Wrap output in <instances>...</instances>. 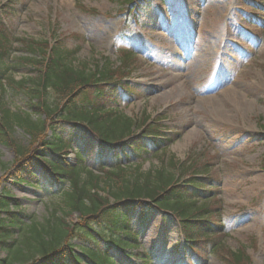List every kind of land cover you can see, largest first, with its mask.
I'll use <instances>...</instances> for the list:
<instances>
[{"label": "rangeland", "instance_id": "1", "mask_svg": "<svg viewBox=\"0 0 264 264\" xmlns=\"http://www.w3.org/2000/svg\"><path fill=\"white\" fill-rule=\"evenodd\" d=\"M128 1L132 3L0 0L1 22L12 42L11 59L32 55L27 41L52 44L55 38L76 51L70 57L74 65L87 63L94 70L109 59L122 83L113 91L115 102L110 108L121 114L122 122L126 115L132 119L126 135L149 129L144 151L133 154L126 143L124 152H119L118 164L130 176L176 168L186 177L200 178L202 197L211 198L208 211L215 228L209 240L201 239L188 249L182 244L179 221L153 210L138 231V245L124 251L112 249L111 255L118 264H143L144 253L150 264H232L229 254L243 250L249 259L245 264H264V0ZM215 19L218 24L212 22ZM202 27L213 36L211 45L203 49L198 42ZM128 52L131 62L122 63ZM192 61L205 68L197 77L191 74ZM33 75L29 65L13 72L17 81ZM207 80L215 84V90L205 89ZM224 91L232 95L223 122L217 123L222 115L210 97ZM1 95L12 113L31 112L24 92L7 86L5 93L0 89ZM46 99L54 106L52 91ZM31 113L35 120L46 118ZM72 130L75 137L65 164L76 165L77 154L83 152L85 169L102 177L117 170L111 151L99 164L96 136L82 125ZM105 131L108 136L119 132L116 127ZM43 137L52 140L53 129H47ZM13 138L24 150L38 147L19 127L14 128ZM37 149V154L44 153ZM16 157L13 147L0 144V194L8 192L19 200L27 223L45 224L62 217L63 191L73 188L71 182L62 184L63 191L52 192L45 184L17 181L10 175ZM20 170L38 174L36 168ZM83 176L86 180L89 174ZM100 186L105 189L101 194H106L107 182ZM66 219L78 222L79 214ZM72 243L80 253V242ZM214 244H220L215 252ZM126 252L132 254L128 259Z\"/></svg>", "mask_w": 264, "mask_h": 264}, {"label": "trees", "instance_id": "2", "mask_svg": "<svg viewBox=\"0 0 264 264\" xmlns=\"http://www.w3.org/2000/svg\"><path fill=\"white\" fill-rule=\"evenodd\" d=\"M124 2L125 5L132 3ZM27 43L32 55L11 59L12 42L0 18V89L5 93V88L10 86L16 92H24L30 99L31 112L46 118L35 120L31 112L24 116L12 113L1 95L0 144L13 147L17 153L10 172L17 181L45 184L49 186L48 191L59 192L69 180L73 188L63 191L62 217L53 216L54 222L47 220L45 224L33 220L27 223L19 200L8 192L0 194V253H6L5 257L0 256V264H118L111 250L124 251L126 247L137 246L138 231L153 210L179 221L188 246L196 247L200 238L209 240L215 224L208 211L211 198L202 197L204 185L200 178H188L185 172L178 174L173 161L170 167L174 170L164 168L155 173H137L134 177L118 164L119 152H124L126 143L133 154L144 151L149 129L145 128L141 134L129 133L125 139L131 119L122 122L118 114L112 118L114 109L108 106L115 102L113 91L122 83L109 59L91 70L87 63L73 64L70 57L76 51L66 49L61 39L55 38L52 44L46 40ZM131 58L130 53H125L122 63H130ZM27 65L35 75L15 80L13 72ZM50 91L54 106L47 103ZM77 124L97 137L99 164H103L105 154L111 151L117 170L104 172L102 177L85 169L83 152L77 155L78 164H65L64 157L71 151L75 137L72 127ZM16 127L29 134L31 144H38L44 153L37 154L38 147L24 150L17 145L13 138ZM115 127L119 131L117 135L105 134V130ZM49 128L54 131L52 140L43 137ZM24 166L36 168L38 174L20 170ZM86 173L89 177L84 180ZM100 182H107L106 194H101L105 189ZM73 213L79 214V221L69 223L66 217ZM76 240L80 242V253L74 250L72 242ZM220 244H214L213 252ZM125 255L128 259L132 254ZM148 258L144 253L143 264H150ZM229 260L232 264H245L249 259L245 251L237 250L229 254Z\"/></svg>", "mask_w": 264, "mask_h": 264}, {"label": "bare ground", "instance_id": "3", "mask_svg": "<svg viewBox=\"0 0 264 264\" xmlns=\"http://www.w3.org/2000/svg\"><path fill=\"white\" fill-rule=\"evenodd\" d=\"M213 23L215 24H218V22L215 20L212 21ZM205 27H202L201 31L199 30L200 34H199V41L201 46L203 45L202 49L204 47H209V44L211 45L212 43V38L213 36L210 34V32H208L207 30L204 29ZM203 43V44H202ZM200 46V47H201ZM209 53V52H208ZM194 61H192L193 63ZM192 65V66H191ZM190 66V69H191V74L193 75V77H197L199 74H201L205 68L203 65L199 64V63H193L191 64ZM203 83H206V87L205 89L209 90V91H213L215 90L214 88H216L215 84L211 83V81H204ZM256 88V85L254 86ZM259 87V86H258ZM232 90V89H231ZM233 91V90H232ZM230 91V92H232ZM236 91V89L234 90ZM233 93V96L238 94V93ZM232 95L231 93H226V91L224 92H217L216 94H213L211 95L212 97H210L214 103H215V106L218 108V110H220L221 112V115H222V118H218V120L216 121L217 123H222V119L224 118V115L226 114V106L229 105V96ZM241 98L236 96V100L235 101H238V103L241 102Z\"/></svg>", "mask_w": 264, "mask_h": 264}]
</instances>
